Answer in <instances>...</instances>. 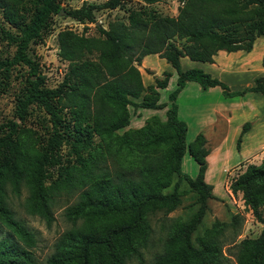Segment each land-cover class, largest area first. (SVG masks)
<instances>
[{
    "label": "trees",
    "instance_id": "trees-1",
    "mask_svg": "<svg viewBox=\"0 0 264 264\" xmlns=\"http://www.w3.org/2000/svg\"><path fill=\"white\" fill-rule=\"evenodd\" d=\"M121 2L83 0L80 6L64 10L81 22H94L95 9L113 8ZM35 4L31 17L19 21L18 11L7 1H0L6 20L20 24L17 33L7 32L15 49L10 58L0 60V75L7 77L15 63L28 67L25 93L16 101V116L25 120L29 106L34 104L44 110L49 121L48 135L38 147L26 146L16 120L6 123L9 131L0 137V264H35L31 250L36 244L35 232L9 204L8 183L14 191L25 183L28 210L50 223L54 218L51 189L61 181L67 183L65 176L48 182L53 166L59 174L75 167L81 191L64 212L72 228L56 241L44 264H127L132 257L142 260L140 247L151 234V215L158 211L167 214L182 201L180 179L195 192V208L186 219L175 221L151 264H223L225 242L220 234L227 223L215 219L210 225L203 224L209 200L218 198L213 184L204 177L210 148L202 132L187 141V124L177 115L176 97L188 80L197 81L203 88L219 85L225 96L264 93V75L255 77L253 85L233 90L200 67L182 69L180 57L213 61L220 49L249 51L255 38L264 35V0H184L176 17H154L150 22L136 19L129 25L116 19L107 28L97 25L103 35L100 38L61 30L59 54L69 61V67L57 86L44 84L39 61L31 57L29 45L42 37L51 15L62 7L59 0H35ZM137 26L148 28L145 38L136 36ZM93 47L98 48V59L106 73L98 62L85 56ZM149 53L164 57L177 72L168 102L159 101V88L167 85L170 71L154 76V83L145 85L142 81L138 64ZM129 104L149 108L167 105L166 117L152 114L141 126L119 132L130 122ZM250 125L249 120L242 124L237 147ZM94 135L104 145L94 146ZM64 142L70 143L74 154V161L66 164H62ZM186 152L198 163L194 177L182 171ZM230 189L242 191L244 203L261 219L264 158L259 163L248 162ZM228 224L235 241L239 214L232 212ZM4 228L6 233L1 235ZM234 246L235 264H264V230L235 241Z\"/></svg>",
    "mask_w": 264,
    "mask_h": 264
},
{
    "label": "rangeland",
    "instance_id": "rangeland-1",
    "mask_svg": "<svg viewBox=\"0 0 264 264\" xmlns=\"http://www.w3.org/2000/svg\"><path fill=\"white\" fill-rule=\"evenodd\" d=\"M7 1L13 9H16L19 13V21L22 19L28 20L35 8V0H0ZM83 0H59L63 11L55 12L51 15L47 27L42 32V37L35 39L29 45V53L31 57L39 61L40 73L43 76L44 84L46 86H57L63 79L68 71L69 61L62 58L59 54V40L58 34L61 30L70 29L77 34L84 33L87 36L96 38L103 37L97 29V25H102L107 28L109 22L112 20H121L128 24L132 20H142L150 22L154 17H176L179 8L183 5L184 0H121L122 4L116 7H101L95 9V21L94 22H81L78 19L67 15L64 9L69 7L80 6ZM91 1V0H88ZM96 2H103L104 0H94ZM210 9H216V7H210ZM3 7L0 6V60L10 58L14 52L15 45L9 40L7 32L17 33L20 24H12L8 22L4 16ZM132 29V28H131ZM136 35L138 38H145L148 35V28L142 29L137 26ZM264 39V36H260ZM176 42L179 39L176 38ZM140 50V48H138ZM259 50H255L258 53ZM99 50L97 47H93L92 51L86 53L85 56L89 57L94 62L100 61L98 59ZM137 54V52H135ZM165 61V60H164ZM262 66V62L259 63ZM162 64L155 63V68H160ZM102 72L106 73V68L101 65ZM27 65L23 63H15L10 66L9 74L7 77L0 75V137H5L9 131L6 123L9 120H16L20 123V133L22 139L25 141L26 146L40 145V142L48 135L49 121L48 115L41 107L34 104L28 108V113L25 120L17 118L15 113L16 101L25 93L26 89V77H27ZM148 72H151L148 69ZM176 86V78H173L169 86V90L162 92L163 99H168L169 92ZM189 104L188 101H186ZM191 104V103H190ZM139 107H134L129 104V109L132 115L136 114ZM143 114L145 110H142ZM186 123L189 122L192 126L191 118L183 113L179 116ZM123 128L117 131L121 132ZM193 127H189V131L186 135V139H191L194 136ZM14 137V136H13ZM94 146L104 142L100 140V137L94 135L92 138ZM70 143H63V156L62 164H66L68 160L74 161V154L70 152ZM31 151V150H30ZM27 150V153H30ZM67 155V156H65ZM260 156V155H259ZM192 157V156H191ZM64 158V159H63ZM184 164H182V171L189 173L191 176H196L198 171V163L190 158L186 152L184 154ZM107 162L111 164V159H107ZM69 163V162H68ZM241 168H237L239 171ZM71 171V174L69 172ZM51 176L48 182L59 180L61 176H65L67 183L63 184L62 181L58 187L51 189L50 205L52 213L54 215L53 220L47 223L46 219L37 213H32L28 210L26 199L28 195V188L25 183H21L20 189L14 191L11 189V184L8 183V196L7 200L11 207L14 209L16 215L23 219L28 227L35 232L36 244L31 248L34 255L35 264H44L46 258L54 251L56 241L62 236V234L72 228V223L65 217V208L74 202L78 198V194L81 191L79 186L80 175L77 173L75 167H68V171H63V174H59L57 166L50 168ZM71 175V176H70ZM177 179L175 176L173 182ZM172 184L169 188L172 187ZM216 183V188H217ZM179 189L181 190L182 201L177 208L164 214L162 211H158L151 215L152 231L149 235L146 244L140 247L142 260L137 257H132L127 261V264H151L154 256L157 252L161 251L164 243L173 230L175 221L186 219L189 214L194 210V200L196 194L189 188V185L184 179L179 180ZM218 191V188H217ZM242 191L238 190L233 192L232 200H225L216 195L218 198H212L209 200L210 208L203 218L204 225H210L215 219L227 223L222 228L220 238L224 240L222 251L226 256V260L223 264H235L234 242L246 236H256L264 230V204L261 206L262 218L256 217L251 207L245 205L242 202ZM239 214V233L236 235L235 241L231 239L233 228L228 224L231 220V213ZM199 229V228H198ZM202 230H197L200 233ZM195 232V233H197ZM6 233V229H2L1 235Z\"/></svg>",
    "mask_w": 264,
    "mask_h": 264
},
{
    "label": "crops",
    "instance_id": "crops-1",
    "mask_svg": "<svg viewBox=\"0 0 264 264\" xmlns=\"http://www.w3.org/2000/svg\"><path fill=\"white\" fill-rule=\"evenodd\" d=\"M260 36L264 35L255 38L249 51L220 49L214 54L213 61L195 60L187 55L181 56V67L182 69L200 67L226 82L233 90L253 85L255 77L264 75V65L259 64L264 56V39ZM255 50H259L258 53H255ZM155 63L162 66L155 68ZM138 68L145 85L154 83V76L162 77L163 70L171 72L167 85L159 88V101L168 102V99H163L162 92L169 90L172 79L177 78V72L172 64L157 53H149L143 56ZM148 69L151 72H148ZM176 103L178 117L183 113L189 119L191 118L192 126L189 122L186 123L187 133L189 127H193L194 136L187 141L192 140L199 132L204 133L207 138L210 150L206 155L205 180L213 184L215 195L225 198L226 201L232 200L233 193L225 185L228 170L249 162L255 154L260 157L253 158L254 160L250 162L259 163L264 158V93L247 91L242 95L225 96L219 85L203 88L197 81L188 80L180 89ZM166 108L167 105L162 108L139 107L135 115H132L130 111V122L124 129L129 126H141L152 114L165 119ZM142 110H145L144 114ZM247 120L251 121V125L241 135L239 147H237V138L242 124ZM184 162L183 156L182 164Z\"/></svg>",
    "mask_w": 264,
    "mask_h": 264
},
{
    "label": "built area",
    "instance_id": "built-area-1",
    "mask_svg": "<svg viewBox=\"0 0 264 264\" xmlns=\"http://www.w3.org/2000/svg\"><path fill=\"white\" fill-rule=\"evenodd\" d=\"M258 157H260L258 154H255L253 155V158L254 159H257ZM253 158H251V160H254ZM250 160V161H251ZM249 161V162H250ZM248 163V162H247ZM247 163H243V164H239L233 168H230L228 170V173L226 175V178H225V185L227 186V188L230 189V184L231 182L233 181V179L245 168L246 164ZM237 168H241L239 171H236ZM231 190V189H230ZM233 193V192H232ZM242 197V196H241ZM242 202H244V199L242 200ZM246 205V204H245ZM247 206V205H246ZM249 207V206H248ZM250 208V207H249Z\"/></svg>",
    "mask_w": 264,
    "mask_h": 264
},
{
    "label": "water",
    "instance_id": "water-1",
    "mask_svg": "<svg viewBox=\"0 0 264 264\" xmlns=\"http://www.w3.org/2000/svg\"><path fill=\"white\" fill-rule=\"evenodd\" d=\"M61 11H63V9L61 8Z\"/></svg>",
    "mask_w": 264,
    "mask_h": 264
}]
</instances>
